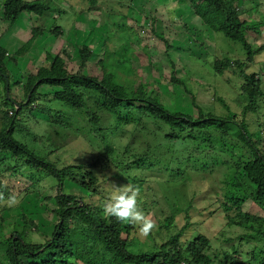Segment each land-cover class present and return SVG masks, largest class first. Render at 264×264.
Masks as SVG:
<instances>
[{
    "label": "rangeland",
    "instance_id": "374dc122",
    "mask_svg": "<svg viewBox=\"0 0 264 264\" xmlns=\"http://www.w3.org/2000/svg\"><path fill=\"white\" fill-rule=\"evenodd\" d=\"M45 1L63 13L59 15L51 12L42 18H36L37 20L33 17L31 20L24 14L15 23H11L3 19V0H0V45L7 52L4 64L12 85L10 95L13 102L24 103L26 88L23 86L27 77L34 75L38 68L49 66L50 54L64 56L67 72L70 74L80 72L83 75L99 76L97 61L103 54L106 51H119L123 45H128L126 54L131 60L134 74L127 76V79L132 84L141 82L147 86L168 110L173 109L196 117L197 110L193 106L195 104L205 114L227 117L233 113L237 121H245L251 130L257 129L259 125L264 129V51L253 55V60L246 62V55L239 43L231 42L222 35H215L189 11L187 4H179L178 0H95L94 4L89 0ZM257 2L258 0H238V7L246 19L258 21L264 16V6L260 8L263 13L258 12L260 10ZM153 18H157V25L160 26L164 38L173 45L167 51L169 58L166 56L164 43L152 34ZM55 26L60 28V34L52 31ZM117 26H124L141 40L129 43L126 34L118 31ZM36 27L41 30L28 51L20 57L17 56L16 52L31 38V29ZM263 41L264 31L260 36H248L252 49L261 46ZM82 47H86L91 53L84 67H80L79 57ZM223 58H228L233 65L219 72L216 68L219 65L217 62ZM168 59L173 62V73ZM236 61L244 65L243 71L247 74H258L262 81L263 96L258 101L259 107L255 113L243 114V107L247 102L241 96L244 81L235 66ZM172 76L184 85L174 83ZM56 91L51 86L38 87L37 101L30 107L24 105L17 116L13 138L34 156L57 169L82 164L80 171L76 170L72 176L66 177L63 192L75 196L83 204L92 202L103 207L109 194V183L118 186L130 184L112 162H117L120 158L123 159L122 164L132 161L127 154L122 153L128 144L130 153L139 155H146L147 146L150 145L147 162L142 160L141 163L145 169L134 168L129 174L131 178L135 177L144 182L139 206L142 210L145 208L143 211L156 222L157 228L149 236L142 237L139 235L138 226L124 223V226L132 227L128 236L123 235V238L128 237L131 241V251L135 254L151 251L164 242L169 234L184 226V211L187 209L189 224L180 239L181 244H187L197 234L205 235L210 239L209 247L205 249V256L211 261L210 264H223L221 260L224 257H232L238 264H258L254 258L260 255V246L254 240L247 239L252 235L251 230L243 226L228 225L229 221L220 208L219 194L226 188V180L232 175L231 168L234 166L210 168L213 170H209L212 173L209 174L191 171L186 164L178 163L176 159L167 156L162 158L161 164H156L159 156L155 152L168 154L173 149H178L174 142L162 138L163 130L157 131L153 127L141 130L131 122L117 130L115 119L108 112L97 111L103 133L98 134L97 130L92 134L90 131L93 128L88 126V109L76 110L55 100L53 93ZM7 95L0 79V130L5 122L1 112L12 111L9 108L12 101L5 100ZM218 98L224 101L227 108ZM5 103L8 105L4 106ZM88 106H93V99L89 100ZM43 109L50 110L49 120V116L40 113ZM8 116L10 117V113ZM129 128H133L132 137ZM156 144H159L158 151L154 149ZM207 148L198 151L186 144L181 150H195L193 154L200 155L212 151L210 147ZM216 149L214 151L218 152ZM186 154L187 151L180 152L181 158L186 157ZM104 160L110 167H101V161ZM150 163L154 165L148 166ZM164 164H168V167L165 168ZM9 166H14L16 172H7ZM179 166L183 169L186 167L184 175L176 174ZM84 168L91 170L98 179L97 192L94 195L87 193L79 184ZM188 172L190 180L185 178ZM180 181L187 182L186 187H179ZM57 186V180L53 176L32 171L21 160H14L11 155L0 152V191L5 196L15 192L22 197L13 206L0 204V245L11 234L17 233L23 235L27 243H46L58 222L53 213ZM178 193L183 197L188 194L189 199L193 194L194 201L190 203L187 196L179 204ZM157 204L158 207L161 205L163 213H158L159 209L154 208ZM241 211L264 223V210L250 200L242 205ZM229 214L237 221L232 212ZM169 216H172L173 222L158 234L159 225ZM252 224L257 226L256 223ZM1 249L0 261L4 263L5 255Z\"/></svg>",
    "mask_w": 264,
    "mask_h": 264
},
{
    "label": "trees",
    "instance_id": "16d2710c",
    "mask_svg": "<svg viewBox=\"0 0 264 264\" xmlns=\"http://www.w3.org/2000/svg\"><path fill=\"white\" fill-rule=\"evenodd\" d=\"M89 1L91 4L95 2V0ZM237 2L238 0H178L179 4H187L189 11L215 35H222L231 42L239 43L246 55V62H248L253 60V55L264 51V41L261 46L254 49L251 48V44L248 42L250 34L260 36L264 31V16L262 15L258 21L246 19ZM257 3L260 10L261 6H264V0H258ZM2 5L3 19L11 23H15L24 14L28 15L29 19L32 17L39 19L51 12L59 15L63 13L45 0H3ZM263 11L258 12L263 13ZM156 19L151 20V26L154 29L152 34L164 43L165 53L169 58L167 51L173 48V45L164 38ZM141 27L143 28V26ZM117 29L122 34L123 32L126 34L129 43H137L141 40L137 34L128 32L124 26H117ZM39 30L41 28L38 27L31 29V38L16 52L17 56L20 57L28 51L31 43L39 34ZM52 31L54 34L61 33L60 28L56 26ZM128 49V45H123L119 51H106L101 59L97 61L99 76L83 75L80 72L70 74L67 72L64 56L48 54L49 66L40 67L34 75L27 77L23 86L26 88L25 101L17 104L11 99L10 86L12 85L5 70L4 59L7 52L0 45V79L4 83L5 91L8 92V98H5V100L7 102L12 101L9 108L13 111L10 117L7 110L1 112L4 115L3 120L5 122H3L0 130V152L11 155L14 160H21L22 164L30 170L32 169V171L40 172L46 176H53L58 183L54 198L55 209L53 210L58 222L53 234L43 245L27 243L23 235L11 234L0 245L5 255L3 257L5 262L0 261V264H210L211 262L205 256V249L210 244V239L205 235L197 234L185 245L180 243L183 232L189 224L187 209L184 211L186 223L180 230L171 235L169 234L168 238L154 247L153 250L135 254L129 249V246L132 245L131 241L128 240V237L123 238L124 234L128 236L132 227L124 226V222H119L115 218L106 217L102 211L103 207L94 205L92 202H84L83 204L75 196L63 192L66 177L72 176L76 170L80 171L82 164L68 165L62 167V169H57L52 164L34 156L23 144L13 138L19 112L24 105L30 107L37 101L36 91L42 85L56 88L57 91L53 93L54 99L66 106L76 110L88 109V126L93 128V131H90L92 134L97 130L98 134L103 133L97 111H105L115 119L117 130L131 122L141 130L148 127H153L157 131L163 130L164 135L162 138L174 142L175 148L180 150L188 144L198 151L207 147H210L213 151L205 154L201 153L200 156L193 154L195 150L193 152L181 150L180 152L187 151L186 157L181 158L178 149H173L168 154L166 152L163 154L155 152L158 151L159 147V144H156L154 146L155 151L152 148V152L159 156V160L155 161L156 164H161L163 157L167 156L176 159L175 161L178 163L186 164L191 171L209 174H212L209 172L210 168L220 167L221 165L227 168L234 166V168H231L233 169L231 171L233 172L232 175L226 180V188L224 187L223 192L219 194L221 196L220 208L229 221L228 225L243 226L251 230L252 235L247 239L258 243L261 252L259 257L254 258V260L258 264H264V223L241 211L242 205L247 200L264 210V129L259 125L257 129L251 130L245 121H237L233 113H230L227 117L210 113L205 114L195 104L193 106L197 110L196 117L182 114L173 109L168 110L154 96L152 91L148 90L147 86L141 82L132 84L127 79V76L134 74L131 60L126 54ZM90 56L91 53L88 52L86 47L79 50L80 67H84ZM168 63L172 70L171 73H173L174 65L171 59H168ZM217 64H219L216 66L219 72L233 65L228 58H223ZM235 66H237L244 81L241 86V96L247 104L243 107V114L255 113L259 107L258 101L263 96L262 81L258 74H247L243 71L244 65L241 62L236 61ZM171 80L174 83L183 84L182 81L176 80L174 76ZM91 99H93V106L89 107L88 102ZM217 100L227 108L221 98ZM7 105L5 103L4 106ZM18 105L19 109H16ZM34 109L36 107L32 110ZM49 112V109L40 111L44 116H49L48 120L51 118ZM132 129H128L131 137L134 133ZM129 146L130 144L122 153L127 154L132 161L122 164L123 159L120 158L119 161L112 163L115 164L114 167L118 172L126 176L131 185L138 186L141 191L144 182L135 177L131 178L129 171L134 168L145 169L141 163L142 160L147 162L146 159L150 155V145L147 146L148 152H146V155L131 154V149H128ZM215 149L218 152L214 151ZM101 162L103 163L101 167L109 166L105 164V160ZM152 164L147 165L152 166ZM163 166L167 168L168 164ZM84 169L79 184L87 193L94 195L97 192L98 179L91 170ZM10 170L16 172L14 166L7 167L6 171ZM185 170L186 167L183 169L179 166L176 169V174L179 176L184 175ZM186 177L190 180L189 172ZM185 181H180L179 187H186L187 182L185 183ZM193 193L195 196V192ZM175 195L177 197V193ZM178 196L180 204L181 201L186 200L188 194L186 197L181 194ZM194 196L192 194L190 199L188 196L190 203L194 201ZM154 208L159 209L158 213H163L161 205L158 207L157 204ZM230 212L234 214L233 216L237 221L233 220L232 215L229 214ZM172 222V216L162 221L159 225L158 234L165 228L167 229ZM252 223H256L257 226L255 227ZM244 240L246 239L244 238ZM221 262L223 264H238V261L232 257H224Z\"/></svg>",
    "mask_w": 264,
    "mask_h": 264
},
{
    "label": "clouds",
    "instance_id": "9594fccd",
    "mask_svg": "<svg viewBox=\"0 0 264 264\" xmlns=\"http://www.w3.org/2000/svg\"><path fill=\"white\" fill-rule=\"evenodd\" d=\"M19 107V106H17ZM9 113L12 115V111ZM109 183V182H108ZM109 194L103 204V214L106 217L115 218L119 222L138 226L139 235L147 237L157 228L156 222L146 214L139 206L141 191L138 186L131 184L116 185L109 183ZM22 197L13 192L5 196L0 191V204L7 206L16 205Z\"/></svg>",
    "mask_w": 264,
    "mask_h": 264
},
{
    "label": "crops",
    "instance_id": "0c3cea01",
    "mask_svg": "<svg viewBox=\"0 0 264 264\" xmlns=\"http://www.w3.org/2000/svg\"><path fill=\"white\" fill-rule=\"evenodd\" d=\"M16 109H19V107H17Z\"/></svg>",
    "mask_w": 264,
    "mask_h": 264
},
{
    "label": "built area",
    "instance_id": "2783aa9c",
    "mask_svg": "<svg viewBox=\"0 0 264 264\" xmlns=\"http://www.w3.org/2000/svg\"><path fill=\"white\" fill-rule=\"evenodd\" d=\"M11 114V113H10Z\"/></svg>",
    "mask_w": 264,
    "mask_h": 264
}]
</instances>
